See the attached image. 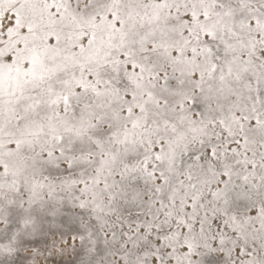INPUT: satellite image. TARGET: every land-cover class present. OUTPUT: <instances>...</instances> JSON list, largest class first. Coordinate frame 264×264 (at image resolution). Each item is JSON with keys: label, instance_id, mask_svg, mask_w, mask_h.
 Wrapping results in <instances>:
<instances>
[{"label": "snow or ice", "instance_id": "6c2138e0", "mask_svg": "<svg viewBox=\"0 0 264 264\" xmlns=\"http://www.w3.org/2000/svg\"><path fill=\"white\" fill-rule=\"evenodd\" d=\"M0 264H264V0H0Z\"/></svg>", "mask_w": 264, "mask_h": 264}]
</instances>
